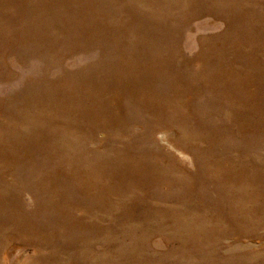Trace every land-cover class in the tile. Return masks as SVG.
Instances as JSON below:
<instances>
[{"label":"rangeland","instance_id":"374dc122","mask_svg":"<svg viewBox=\"0 0 264 264\" xmlns=\"http://www.w3.org/2000/svg\"><path fill=\"white\" fill-rule=\"evenodd\" d=\"M0 264H264V0H0Z\"/></svg>","mask_w":264,"mask_h":264}]
</instances>
